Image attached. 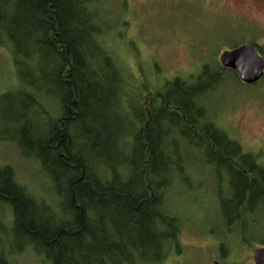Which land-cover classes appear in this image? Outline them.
Here are the masks:
<instances>
[{
    "label": "trees",
    "instance_id": "16d2710c",
    "mask_svg": "<svg viewBox=\"0 0 264 264\" xmlns=\"http://www.w3.org/2000/svg\"><path fill=\"white\" fill-rule=\"evenodd\" d=\"M104 1L0 0V47L12 68V86L0 88V124L12 132L0 144L33 159L47 185L35 191L0 164L12 233L48 264H164L181 253L184 222L173 194L196 163L175 159L182 143L212 171L224 229L248 248L264 246L254 238L264 214V155L244 151L207 109L222 78H174L128 97L106 40L113 32ZM56 161L64 176L51 167ZM220 245L225 255L226 241ZM0 264H9L2 250Z\"/></svg>",
    "mask_w": 264,
    "mask_h": 264
},
{
    "label": "rangeland",
    "instance_id": "374dc122",
    "mask_svg": "<svg viewBox=\"0 0 264 264\" xmlns=\"http://www.w3.org/2000/svg\"><path fill=\"white\" fill-rule=\"evenodd\" d=\"M104 3L107 12L103 9V16L113 32V37L106 40L126 75L128 97L136 92L152 94L164 81L174 78L191 82L200 77L207 79L204 75L214 71L217 56L230 49V45L250 39L247 31L236 25V6L228 0H105ZM254 39L264 42L257 36ZM11 69L8 52L0 47V88L12 86L7 77ZM228 78L210 96L207 109L244 151H260L264 155V79L248 86ZM177 150L176 160L186 157L185 160L189 158L196 163L189 167L192 175L188 185L173 194L178 205L175 211L184 222L178 234L181 253H173L164 264H254L252 249L259 246L248 248L238 241L235 233L224 229L216 209L218 200L214 194L218 191L208 165L194 151L187 157L182 143ZM7 163L13 166L18 179L35 191L47 188L39 173L19 157L15 148L1 144L0 164ZM224 190L225 186L221 192ZM10 214L6 213L8 219ZM255 227L254 238L264 240V214L259 215ZM11 230L10 222L6 225L0 222V250L8 254L9 264H48L25 243L23 236ZM222 239L226 241L225 255L221 254Z\"/></svg>",
    "mask_w": 264,
    "mask_h": 264
},
{
    "label": "flooded vegetation",
    "instance_id": "af4514ba",
    "mask_svg": "<svg viewBox=\"0 0 264 264\" xmlns=\"http://www.w3.org/2000/svg\"><path fill=\"white\" fill-rule=\"evenodd\" d=\"M228 1L231 3V5L234 4L236 6L237 13L234 15V18L237 21L236 25L241 27L242 29H245L250 39L247 41L243 40L242 42L237 44H232L230 45V49H227L224 52L238 49L241 46H251L255 49L258 56L264 60V42L260 43L258 41H254V38H256V36L257 38L264 39V0ZM250 33H252L253 36ZM221 55L222 54H220V56H217L218 60L216 61L215 71L205 74L204 76L214 77L216 74H219L217 77H221L223 79L227 76V74L225 73L234 72L233 70L222 67V65L220 64ZM261 78H264V71Z\"/></svg>",
    "mask_w": 264,
    "mask_h": 264
},
{
    "label": "water",
    "instance_id": "95a60500",
    "mask_svg": "<svg viewBox=\"0 0 264 264\" xmlns=\"http://www.w3.org/2000/svg\"><path fill=\"white\" fill-rule=\"evenodd\" d=\"M221 64L238 74L244 84H254L260 79L264 69V61L251 46H241L238 49L224 53ZM254 264H264V247L252 250Z\"/></svg>",
    "mask_w": 264,
    "mask_h": 264
},
{
    "label": "bare ground",
    "instance_id": "6f19581e",
    "mask_svg": "<svg viewBox=\"0 0 264 264\" xmlns=\"http://www.w3.org/2000/svg\"><path fill=\"white\" fill-rule=\"evenodd\" d=\"M26 122L28 123V125H29V127H32L31 126V124H29L30 123V121H29V119H28V117L29 118H31V116H30V111H28V113L26 114ZM12 131L10 130V128H6L4 125H1L0 124V140H1V137L3 136L4 138H5V136H8V135H10V133H11ZM2 145H4V143H1ZM0 144V145H1ZM40 145H42V143L41 142H35V146L36 147H39ZM16 150V149H15ZM16 153L19 155V153H18V151L16 150ZM63 158L64 156H60V158ZM29 165H31L34 169H35V171L36 172H38L39 174H40V171H42V168H40L36 163H35V161L33 160V159H31V158H28V159H26L25 160ZM8 164V163H7ZM48 164V163H47ZM11 165V164H10ZM50 165V164H49ZM13 167V166H12ZM51 167H53V168H55L56 169V171H57V168L59 167V164H58V162L56 161V163H53L52 164V166ZM99 168V166L98 165H96L95 166V168ZM15 170V169H14ZM57 173V175H61V176H64V175H62L61 173H63V172H61V171H57V172H55V174ZM61 180V179H60ZM60 180H54L53 182H52V186L54 187V188H61L62 186H63V182H61ZM82 180V179H81ZM9 200H11V198H8ZM4 206H2V205H0V222H1V224H4V225H6V222H5V219H4V213L6 212V209L4 210V208H3ZM17 232H13V234H16ZM27 241V240H26Z\"/></svg>",
    "mask_w": 264,
    "mask_h": 264
}]
</instances>
